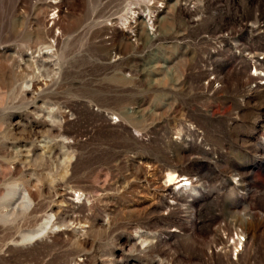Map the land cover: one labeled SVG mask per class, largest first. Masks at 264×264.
Segmentation results:
<instances>
[{"label": "rangeland", "instance_id": "obj_1", "mask_svg": "<svg viewBox=\"0 0 264 264\" xmlns=\"http://www.w3.org/2000/svg\"><path fill=\"white\" fill-rule=\"evenodd\" d=\"M46 1L0 0V264H264V0H57L32 95Z\"/></svg>", "mask_w": 264, "mask_h": 264}, {"label": "bare ground", "instance_id": "obj_2", "mask_svg": "<svg viewBox=\"0 0 264 264\" xmlns=\"http://www.w3.org/2000/svg\"><path fill=\"white\" fill-rule=\"evenodd\" d=\"M20 6L21 5H19V7ZM157 15H158V10H157V13L156 14H153L151 17H149V19L148 18L146 19L144 17L143 18H139L138 17L139 20L138 19L137 20H138V23H139L140 27H139V30H136L135 31V33H136L135 34L136 35L135 41L138 40L139 37L142 36V35H145L147 38L155 37L156 34H155V30L154 29H155V24L158 22ZM69 16H70V14L68 13V11L65 10L62 7L61 2L60 1H57V0L46 1L45 4H43L42 6H39L38 7L37 12L34 14V19L33 20H34V23L37 25V27H36L37 28V32H39V34H40V38L38 37L39 38V41L42 44H45V45H44V47L39 48L37 50L36 55H34V56L30 55L28 58H26L27 60H24L25 63H28L27 64L28 68L29 69L32 68V72H31V75L32 76L29 79L30 80L29 81V84L28 85L26 84L27 85V88L29 89V91H31L32 95H34V92L40 91L46 85V82H44V81L42 82L38 77L35 76V73H34L35 71L34 70L38 66H37V59L34 58V57L35 56L43 57V54L50 53L48 51L49 50H52L55 42L58 41L60 39V37H61L60 36L61 35V32H60L59 35H56L55 32H54V29H58L59 28V25L61 24V21L65 20ZM136 17L134 16L133 18L136 19ZM49 24H51V25H49ZM39 34H37V35H39ZM51 36L53 38L52 43H50V41L48 40V38L51 37ZM124 39H126V42H127L126 45H130L131 44L130 41L126 37ZM44 48H46L47 50L46 51H43ZM1 62H0V86L4 87L6 84H9V75L7 74V72L4 69V67L1 65V64H3ZM20 63H18V66L17 67H20ZM14 76H16V75H14ZM17 77H16V80H17ZM10 83H11V81H10ZM11 85H12V83H11ZM0 89H1V87H0ZM3 91H7V90H3ZM40 116H41V119L39 120L40 121L39 123L42 126H44V125H51V123L55 121L54 120V117H55L54 116V113L51 112V111L46 112V114L43 113V111H42V114H40ZM36 117H38V116H36ZM64 117H66V116H64ZM13 165H14L13 166L14 169H17L18 168V166H17V164H16L15 161L13 162ZM157 176H158L159 179H165L164 183H166L167 185H164V184L162 185V187H164V189H166V187L168 185L173 184V185H178L177 188H176L178 190L185 189V190H189V192H196L197 191L196 186L193 184V182L190 180L189 177H186L185 175L177 174V172H175V171H171V170L169 171V170H167L164 174L159 173ZM176 189H173L172 190L173 193L175 192ZM81 196H82L81 193H78L77 194V198H80ZM235 235H236L237 238H233V242H234L233 249L236 248L238 244H241V245L244 244V243H241L240 237L241 236H244V240H246L247 239L246 235H248V233H246V232H244L242 230H238L237 232H235ZM251 236L253 238V235H251Z\"/></svg>", "mask_w": 264, "mask_h": 264}, {"label": "built area", "instance_id": "obj_3", "mask_svg": "<svg viewBox=\"0 0 264 264\" xmlns=\"http://www.w3.org/2000/svg\"><path fill=\"white\" fill-rule=\"evenodd\" d=\"M253 58H257V61H261L264 62V51L263 54H261V56H253ZM256 60H254V65L251 69V73L253 74L254 77L259 78L260 84H264V68H262L260 65H257ZM260 68L262 70H260ZM262 142H264V126H263V130H262V136H261Z\"/></svg>", "mask_w": 264, "mask_h": 264}]
</instances>
